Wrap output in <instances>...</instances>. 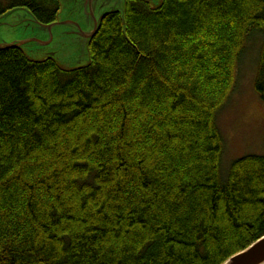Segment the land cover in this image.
Wrapping results in <instances>:
<instances>
[{"label":"trees","instance_id":"1","mask_svg":"<svg viewBox=\"0 0 264 264\" xmlns=\"http://www.w3.org/2000/svg\"><path fill=\"white\" fill-rule=\"evenodd\" d=\"M257 40L264 101V0H126L72 68L0 49V264H223L262 237L264 154L225 167L218 123Z\"/></svg>","mask_w":264,"mask_h":264},{"label":"rangeland","instance_id":"2","mask_svg":"<svg viewBox=\"0 0 264 264\" xmlns=\"http://www.w3.org/2000/svg\"><path fill=\"white\" fill-rule=\"evenodd\" d=\"M126 0H60L58 19L46 26L38 24L27 8H20L0 18V42L10 43L30 38L24 50L40 59L52 53L66 68L90 61L89 41L83 35L92 30L94 18L103 11L124 9ZM161 0H151L157 5ZM252 42L238 72L237 86L219 114L218 123L224 136V166L246 154H264V101L255 88V75L261 42Z\"/></svg>","mask_w":264,"mask_h":264},{"label":"water","instance_id":"3","mask_svg":"<svg viewBox=\"0 0 264 264\" xmlns=\"http://www.w3.org/2000/svg\"><path fill=\"white\" fill-rule=\"evenodd\" d=\"M147 1L151 2V0H147ZM90 3H91V0H87L86 5H87V11L88 12H89V8H90ZM17 9H20V8H16L14 10H11V11L5 13L4 15H6L10 12H13ZM113 11H120V12H122V15H124L125 5H124L123 10H120V9L114 7V8L103 11V13L99 19L94 18L92 30L88 33H83V35L88 39L89 42H90L91 38L96 34L98 27L100 25V22L103 20V18L107 14H109ZM4 15H2L0 18H2ZM33 18L38 24H40L42 26L49 25V24H43V23L39 22L34 16H33ZM53 23H50V24H53ZM29 41H38V39L37 38H30L27 40L14 41V42H10V43L0 42V49L17 47V46L24 48V45ZM46 56H52V57L56 58L55 55L52 53H48L44 57H46ZM82 65H85V64H79L77 66H82ZM223 264H264V235L262 237H260L259 239H257L256 241H254L252 244H250L247 248H245V249L241 250L240 252L232 255Z\"/></svg>","mask_w":264,"mask_h":264}]
</instances>
